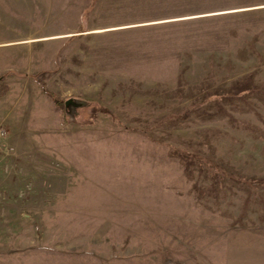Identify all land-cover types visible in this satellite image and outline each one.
<instances>
[{"label":"rangeland","instance_id":"rangeland-1","mask_svg":"<svg viewBox=\"0 0 264 264\" xmlns=\"http://www.w3.org/2000/svg\"><path fill=\"white\" fill-rule=\"evenodd\" d=\"M10 59L0 264H264V0H0Z\"/></svg>","mask_w":264,"mask_h":264},{"label":"crops","instance_id":"crops-1","mask_svg":"<svg viewBox=\"0 0 264 264\" xmlns=\"http://www.w3.org/2000/svg\"><path fill=\"white\" fill-rule=\"evenodd\" d=\"M23 41V40H22ZM25 41V40H24ZM17 43H21L20 41H18ZM20 45V44H18ZM12 50V49H11ZM9 64L10 66L6 67L5 65ZM13 65V61L12 59L7 60L6 62H4L2 60V62L0 63V75H3L4 73H6L7 71L11 70V66ZM16 78V77H15ZM14 76H8L5 80H1L0 79V83L5 82L6 84L9 85L10 88L11 87V83L12 81H17L18 82V78H16L15 80ZM9 93H7L5 96H0V124H4L8 127L9 129V136L7 138V147L9 148V151L14 149L15 145L17 144V130L19 129V123L13 121L14 119H19L21 117V115L17 112V114L14 117V108L13 106L10 108L9 106H7L5 104V101L7 99V97L9 96ZM8 121H12V123H14L11 126H8ZM18 127V129H17ZM0 161H2V157H0Z\"/></svg>","mask_w":264,"mask_h":264},{"label":"built area","instance_id":"built-area-1","mask_svg":"<svg viewBox=\"0 0 264 264\" xmlns=\"http://www.w3.org/2000/svg\"><path fill=\"white\" fill-rule=\"evenodd\" d=\"M8 136L9 129L4 124H0V157H3L9 152L6 143Z\"/></svg>","mask_w":264,"mask_h":264},{"label":"trees","instance_id":"trees-1","mask_svg":"<svg viewBox=\"0 0 264 264\" xmlns=\"http://www.w3.org/2000/svg\"><path fill=\"white\" fill-rule=\"evenodd\" d=\"M0 79L3 80L4 77H0ZM7 91H8V89H7ZM1 94H2V96H3L4 94H6V92H3V91H2ZM56 103L59 104V106L63 107V101H56Z\"/></svg>","mask_w":264,"mask_h":264}]
</instances>
